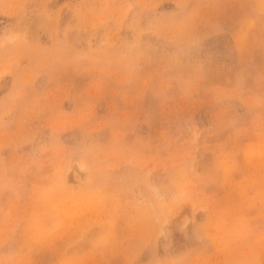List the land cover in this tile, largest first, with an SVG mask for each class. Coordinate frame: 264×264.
<instances>
[{"label": "rangeland", "instance_id": "obj_1", "mask_svg": "<svg viewBox=\"0 0 264 264\" xmlns=\"http://www.w3.org/2000/svg\"><path fill=\"white\" fill-rule=\"evenodd\" d=\"M0 264H264V0H0Z\"/></svg>", "mask_w": 264, "mask_h": 264}]
</instances>
